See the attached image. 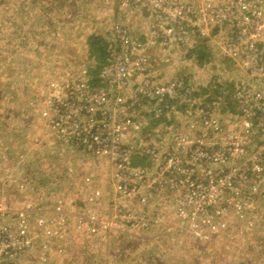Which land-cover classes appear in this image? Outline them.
I'll return each instance as SVG.
<instances>
[{
  "label": "rangeland",
  "instance_id": "1",
  "mask_svg": "<svg viewBox=\"0 0 264 264\" xmlns=\"http://www.w3.org/2000/svg\"><path fill=\"white\" fill-rule=\"evenodd\" d=\"M118 3L0 0V203L9 205L15 215L29 211L31 228L39 218H44L46 226L57 232L45 239L46 248L41 243L39 247L26 248L9 264H264V181L255 179L251 172L244 176L240 172L252 168L254 163L248 159L264 145V134L253 135L243 155L233 156L218 166L221 178L234 170L232 187L218 192L216 202L203 212L189 206L191 213L182 225L176 218L179 201H174L188 194L187 187L177 184V177L183 174L182 165L167 161L164 155L144 156L139 151L147 144L146 137L152 141L164 138L166 142L159 143L163 149L178 147L171 143V137L178 134L177 128L162 131L163 122L154 126L151 121L153 112L160 108L156 99L138 98L132 104L133 86L142 77L130 81L122 91V99L132 105L124 115L117 114V119L130 117L140 124L133 138L134 142L140 140L135 143L137 150L133 156L138 158L132 160L131 167L146 171L148 182L131 180L128 171L118 167V160L113 159L108 166L105 159L61 147L55 140L45 116L47 110L56 101L67 98L78 107L84 105L76 93L69 95L67 91L73 80L88 81L91 90L99 88L95 90L109 95L112 88L115 91L114 86L105 87L93 80L100 63L90 52L92 39L100 40L104 52L110 44L113 54L147 58L151 72L148 68L144 73L149 72L153 85L180 80L198 97L203 110L211 94L225 93L224 102L219 103L222 108L218 107L216 113L223 132L208 142L197 139L199 146L222 153L232 146L230 135H238L242 130L229 125L237 114L231 94L239 84L252 82L244 70L221 57L219 46L226 32L218 29L216 33L214 28L207 27L202 37L195 34L187 38L185 46L172 43L148 49L145 45L142 52L121 49L111 29L124 26L129 36L139 41L146 37L149 18L143 8L120 7ZM198 43H203L211 55L202 66L188 56ZM112 106L116 108L113 103ZM184 110L186 116L180 115L176 121L185 128L190 123L189 126L194 125L196 118L189 106ZM181 146L186 151L190 149ZM179 154V161L193 162L185 152ZM166 167L176 179L169 176L177 189L166 188L157 181L163 175L158 171L164 172ZM204 168L197 169L199 175V169ZM201 175L203 178L202 171ZM150 179H156L151 193L146 191ZM120 183L136 188L128 201L120 199L116 192ZM252 186L256 193L251 191ZM95 192H99L97 197ZM167 194L169 199L163 201ZM137 197L148 200V206L133 207L139 203ZM130 211L155 222L147 227H132L121 219L131 218L124 215ZM5 223L14 221L5 217ZM216 223L223 224L218 226L217 234L211 230Z\"/></svg>",
  "mask_w": 264,
  "mask_h": 264
},
{
  "label": "built area",
  "instance_id": "2",
  "mask_svg": "<svg viewBox=\"0 0 264 264\" xmlns=\"http://www.w3.org/2000/svg\"><path fill=\"white\" fill-rule=\"evenodd\" d=\"M117 1L120 7L145 9L149 18L146 34L149 46L157 44V46L167 47L172 43L185 46L187 38L195 34L201 36L207 27L214 28L216 33H219L218 29L224 30L226 32L222 36L224 41L219 46L222 50L221 57L231 61L233 66L244 70L243 72L252 82V84H239L231 94L237 114L232 116L229 125L231 127L240 126L242 130L238 135H230L232 146H228L222 153L214 152L213 148L199 146L200 141L197 139L208 142L212 136L223 132V126L216 113L219 110L218 107L222 108L219 103L224 102L225 93L211 94L208 97V106L203 110L198 97L182 82L172 81L153 85L149 72L144 73L151 68L147 58H131L127 55L113 54L112 49L114 48L110 44L106 49V64L99 69L93 80L102 83L105 87L114 86L115 91L112 88V93L109 95L106 91L95 90L99 88L91 90L88 81L75 79L67 86V91L69 95L76 93L84 105L78 107L75 102L67 98L56 101L45 113L52 127L54 138L61 147L80 150L85 156L105 159L108 161V166L113 159L118 160V167L123 171L127 170L131 180L148 182L149 177L146 171L143 169L138 171L131 167L135 150H137L135 143L140 141L137 139L133 141L134 132L139 129L140 124L131 120L130 117L122 116L117 119V114L127 113L131 105L136 104L138 98L143 101L148 98L156 99L160 108L153 112V117L155 119L165 118L162 121L164 124L165 120H171L162 131L177 128L178 134L171 137V143L178 147L171 146L163 149L159 143L166 142V140L160 138L153 141L151 139V144L147 143L139 151L144 156L158 157L160 155L162 157L164 155L167 161L175 160L177 166L182 165L183 174L177 177V184L179 187H187L188 194L184 199H174V201H179L180 207L177 209L176 218L177 223L182 225L188 213H191L190 207L196 212H203L205 207L208 209L212 203L216 202L218 192L232 187V178L235 177L234 170L221 178L218 166L233 156L243 155L246 152L245 145L252 142L253 135L263 136L264 134V0ZM111 33L115 35L116 43H119L118 48L121 49L132 51L141 49L140 52H142V48L148 45L147 41L143 44L131 38L128 29L124 26L118 25L112 28ZM212 36H215V43L218 44L217 34ZM140 77H142L140 82L133 86L135 96L133 103L127 104L122 99L121 93L128 88L130 81ZM112 103L116 108L112 106ZM187 106L193 111L196 119L193 122L194 125L189 126L192 124L190 123L184 128L176 119L180 115L186 116L184 108ZM110 107L114 109L110 111ZM181 128L184 129L181 131L179 130ZM190 136L196 139L193 141ZM181 145H187L190 149L186 151ZM180 152H185V155L193 162L179 161ZM248 160L254 164L250 170L241 169V176H244L246 172H251L255 179L264 181V145L259 146ZM200 166H205L204 170L199 169L200 175L201 171L203 172V178L197 172ZM158 172L163 175L157 181L165 184L166 188L177 189L176 179L169 174L168 167L164 172L161 170ZM155 182L156 179H150V183H147V192L153 191L152 186ZM135 189L134 187L132 189L131 185L120 183L116 192L119 193L120 199L128 201ZM211 191L212 193H209ZM251 191L256 193V188L252 186ZM98 195L99 192H95L94 196ZM169 197L167 194L163 197V201ZM135 200L139 203L133 207L148 206V200L145 201L138 197ZM8 206L0 203V258H3V263L0 264H9V260L26 248L39 247L40 243L43 248H46L45 239L57 235L50 225L46 226V219L39 218L37 225L31 228V218H28L29 211H18L15 215L11 213ZM11 215H15V218L12 219ZM124 215L131 216V218L121 216V219L130 223L132 227L139 224L147 227L155 222L144 220L134 211L125 212ZM5 217L14 223L6 224ZM220 225L223 226L222 223L212 225L213 233L217 234V228ZM94 231L91 229V232Z\"/></svg>",
  "mask_w": 264,
  "mask_h": 264
},
{
  "label": "trees",
  "instance_id": "3",
  "mask_svg": "<svg viewBox=\"0 0 264 264\" xmlns=\"http://www.w3.org/2000/svg\"><path fill=\"white\" fill-rule=\"evenodd\" d=\"M35 1L36 2H46L47 0H35ZM90 42H91L90 43V52L92 55H96L97 60L100 63L99 64V69H100L102 66H104V64H106L105 60L107 58V54H106V52H104V47H102L100 40L97 41L95 39H92V41H90ZM188 56L189 57L191 56V58H193V60L195 61V63L198 66H202V65L206 64L209 61V58L211 57L210 52L208 51L207 47H204L203 43H198V44L194 45L193 48L189 51ZM99 69H98V71H99ZM176 81L182 82L180 80H176ZM183 85L186 87V85L184 83H183ZM164 119L165 118H162V117H160L158 119L151 118V121L154 123V126H158L160 123H162V121ZM170 121L165 120V126H168L166 124H169L168 122H170ZM144 141L151 144V140L148 137H146L144 139ZM137 158L138 157H136V156L133 157L134 160H136ZM142 159L144 160V158H142Z\"/></svg>",
  "mask_w": 264,
  "mask_h": 264
},
{
  "label": "crops",
  "instance_id": "4",
  "mask_svg": "<svg viewBox=\"0 0 264 264\" xmlns=\"http://www.w3.org/2000/svg\"><path fill=\"white\" fill-rule=\"evenodd\" d=\"M146 34H147V31H146ZM139 41H141L143 44H145L146 41H147V37L139 38ZM147 44H148V41H147ZM146 47H147L148 49H150V48L154 49L155 47H158V46H157V44H155V45H153V46H149V44H148V45H146Z\"/></svg>",
  "mask_w": 264,
  "mask_h": 264
}]
</instances>
